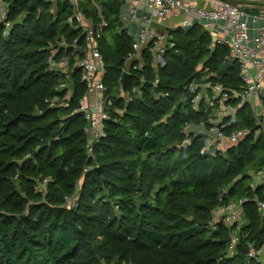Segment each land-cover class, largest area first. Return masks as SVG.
<instances>
[{
  "label": "trees",
  "instance_id": "trees-1",
  "mask_svg": "<svg viewBox=\"0 0 264 264\" xmlns=\"http://www.w3.org/2000/svg\"><path fill=\"white\" fill-rule=\"evenodd\" d=\"M4 1L12 29L4 37L0 26V264H255L246 259L247 243L264 227L252 202L243 214L249 234L232 256L228 229L207 224L223 190L226 199L256 195L264 202V184L254 193L247 188L249 172L264 166V141L251 134L213 158L199 154L201 133L184 132L185 125L208 126L207 114L190 110L191 81L241 89L235 64L216 76L228 48L209 52L211 39L196 23L168 30L174 47L164 64L152 66L143 51V65L127 85L139 94L125 102L117 96L131 52L119 24L124 0H81L93 25L107 24L99 42L103 82L118 110L87 156L86 123L70 115L85 92L79 71L68 108L45 103L64 96L55 90L60 77L47 69L50 48L60 38L81 44L79 30L66 22L68 4L41 0L26 11L30 0ZM255 127L243 105L223 130ZM186 139L189 146L178 148ZM72 196L75 203L66 207Z\"/></svg>",
  "mask_w": 264,
  "mask_h": 264
},
{
  "label": "built area",
  "instance_id": "built-area-1",
  "mask_svg": "<svg viewBox=\"0 0 264 264\" xmlns=\"http://www.w3.org/2000/svg\"><path fill=\"white\" fill-rule=\"evenodd\" d=\"M53 3L54 0H44ZM70 9L66 22L72 28L79 30L81 44L78 38L68 42L60 38L55 47H51L47 57V69L59 76L55 86L56 91L64 93L62 98L53 97L45 100L49 107L68 108L73 94L72 77L76 70L80 73V81L85 92L78 101L77 107L70 115L80 114L85 121V133L88 136L86 154L91 156L95 141L104 135L105 124L112 119V114L118 110L114 108L112 98L106 93L103 82L104 60L99 49V42L103 36V29L107 24L101 20L93 25L84 15L81 0H63ZM239 1V0H238ZM257 0H242V2L219 0H128L126 8L119 16L122 30L131 37V52L128 54L119 79L118 97L125 102L132 101L138 96L137 86H131L124 92L122 78L124 74L130 76L143 65L142 52L147 51L153 56V66L164 64L163 55L167 49L174 47L172 36L168 30L180 28L188 29L198 24L208 33L211 42L209 52L216 46H225L229 50V57L238 67V77L242 83L240 90L225 89L219 83H198L191 81L185 91L189 97L190 110L207 114V127L203 123L195 126H184V132L195 130L203 135V145L200 155L209 157H224L228 149L237 146L252 134L255 140L264 141V13L250 14L242 4H254ZM139 4H143L148 12H140ZM9 4L0 0V26L2 36L7 37L12 29V22L8 20ZM179 17L177 22L172 21ZM167 22V30L156 32L153 21ZM252 22L255 27H250ZM220 24V25H219ZM222 24V25H221ZM132 32H131V28ZM254 33V36L251 34ZM142 81V80H140ZM158 79L153 86L156 88ZM167 94H161L165 97ZM230 100L238 106L228 103ZM247 105L255 121V128H242L225 133L229 123L233 122L237 109ZM188 140V139H186ZM189 141V140H188ZM247 188L251 192L264 184V166L255 172H249ZM45 183V181H44ZM227 190H223L218 203L211 211L208 228L217 231L219 226H225L229 231L227 254L232 256L242 239L247 238L244 230L247 221L243 216L246 202H252L261 214L264 227V202L256 195L253 198H225ZM75 203V198L65 199V206ZM246 259L255 264H264V229L258 240L247 243Z\"/></svg>",
  "mask_w": 264,
  "mask_h": 264
},
{
  "label": "crops",
  "instance_id": "crops-1",
  "mask_svg": "<svg viewBox=\"0 0 264 264\" xmlns=\"http://www.w3.org/2000/svg\"><path fill=\"white\" fill-rule=\"evenodd\" d=\"M132 1H135V0H132ZM229 1H232L233 3L235 2H242V0H229ZM127 2L128 0H124V2L122 3L121 5V9L119 11V16L121 15V13L123 12V10L126 8L127 6ZM244 6V8L252 15H256V14H259L261 12L264 13V0H257L254 4H242ZM96 6V5H95ZM97 9H99V7L97 6L96 7ZM139 8H140V12H148V10L144 7L143 4H139ZM102 19L99 20V22L101 21ZM179 20V17H174V19H172V21L174 22H177ZM119 24H120V28L122 30V24L120 23L119 21ZM167 22L163 21V22H159V21H153V28L156 32H164L165 30H167V26H166ZM220 25V24H219ZM222 25V24H221ZM249 25L250 27H255V25L252 23V22H249ZM132 29L133 27L131 28V32H132ZM254 36V33L251 34V36ZM151 63H152V66H153V56L151 55ZM235 64V63H234ZM236 65V64H235Z\"/></svg>",
  "mask_w": 264,
  "mask_h": 264
},
{
  "label": "water",
  "instance_id": "water-1",
  "mask_svg": "<svg viewBox=\"0 0 264 264\" xmlns=\"http://www.w3.org/2000/svg\"><path fill=\"white\" fill-rule=\"evenodd\" d=\"M41 0H30V3L26 9V11H30L31 9H36L38 7V3ZM219 1H228V0H219ZM234 67V60L232 58H227L225 63L219 68V70L216 73V76H221L224 73H226L228 70L232 69ZM128 80H129V75L124 74L122 78V90L125 92L127 89L128 85ZM155 92H157L155 88ZM189 141L185 140L182 144L178 146V148H185L189 146Z\"/></svg>",
  "mask_w": 264,
  "mask_h": 264
},
{
  "label": "rangeland",
  "instance_id": "rangeland-1",
  "mask_svg": "<svg viewBox=\"0 0 264 264\" xmlns=\"http://www.w3.org/2000/svg\"><path fill=\"white\" fill-rule=\"evenodd\" d=\"M249 182V181H248ZM248 182H247V184H248Z\"/></svg>",
  "mask_w": 264,
  "mask_h": 264
}]
</instances>
